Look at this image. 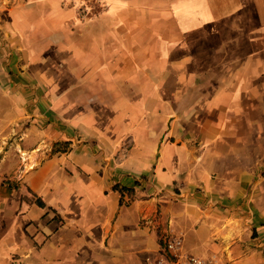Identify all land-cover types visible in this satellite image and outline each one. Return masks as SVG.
<instances>
[{"label":"crops","instance_id":"0c3cea01","mask_svg":"<svg viewBox=\"0 0 264 264\" xmlns=\"http://www.w3.org/2000/svg\"><path fill=\"white\" fill-rule=\"evenodd\" d=\"M72 1L0 0V264H264V0Z\"/></svg>","mask_w":264,"mask_h":264},{"label":"rangeland","instance_id":"374dc122","mask_svg":"<svg viewBox=\"0 0 264 264\" xmlns=\"http://www.w3.org/2000/svg\"><path fill=\"white\" fill-rule=\"evenodd\" d=\"M139 1H141V0H139ZM71 7H73V9L75 11V18L79 19L80 21L83 20V16H87V14L90 15L92 12H96V11H94L96 6L93 5L91 0H84L83 2H78V3H75L74 1H72V6ZM137 7H138V5H137ZM135 11H136V13L139 12V11L142 12L141 5H139V8H136ZM138 15L141 16L140 14H138ZM142 15L144 16V14H142ZM127 16H129V15H127ZM101 17H104V16H99L97 19H95L92 22V24H91L92 28L88 31V33H90L91 36H92L91 33H95V31L100 33L101 27L105 24V19H104L105 17L103 18V20L99 21V19ZM142 19L144 20V17ZM68 20L66 21L65 25L68 22V24H67L68 26L72 27L73 29L77 28V25H75V22L70 17H68ZM104 32H106V33L103 36L108 38V36H109L108 35V32H109L108 29H105ZM95 35H97V34H95ZM58 46L59 45L50 47V49H52V51H48V53H44L43 55H48L52 59L51 64H50V66L52 68L51 75L54 78L56 76H58L59 77L58 79H60V75H61V66H60V64H61V61H59V59L61 58V53L57 52V51L60 50V47H58ZM55 50H57V51H55ZM24 55H29V54H24ZM66 67H67V65H66ZM56 104H59V102H56ZM55 108H56L55 112H57L59 107H55ZM261 173L264 174V169H262ZM182 249H183V252L185 254L189 255V256L200 257L202 259H208L209 258L208 256H204L203 252L199 251L195 246L194 247L193 246H188L187 243H185V241H183V240H182ZM196 250L198 252H200V253H198Z\"/></svg>","mask_w":264,"mask_h":264},{"label":"built area","instance_id":"2783aa9c","mask_svg":"<svg viewBox=\"0 0 264 264\" xmlns=\"http://www.w3.org/2000/svg\"><path fill=\"white\" fill-rule=\"evenodd\" d=\"M144 264H220L215 257L202 259L183 252L182 239L178 236L164 238L155 254L147 255Z\"/></svg>","mask_w":264,"mask_h":264},{"label":"trees","instance_id":"16d2710c","mask_svg":"<svg viewBox=\"0 0 264 264\" xmlns=\"http://www.w3.org/2000/svg\"><path fill=\"white\" fill-rule=\"evenodd\" d=\"M39 204H41V202L37 201Z\"/></svg>","mask_w":264,"mask_h":264}]
</instances>
